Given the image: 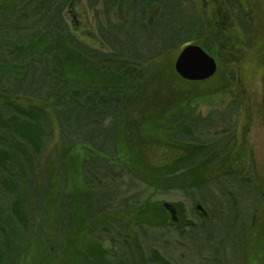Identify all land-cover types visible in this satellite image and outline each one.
<instances>
[{
  "label": "trees",
  "instance_id": "trees-1",
  "mask_svg": "<svg viewBox=\"0 0 264 264\" xmlns=\"http://www.w3.org/2000/svg\"><path fill=\"white\" fill-rule=\"evenodd\" d=\"M77 1L0 0V200H5L0 201V210L4 213L0 215V244L4 247H13L14 241L1 240L5 238L6 228L3 216H12L18 222L16 228L23 231L21 219L28 217L24 207L33 199L40 200L42 206L38 212L43 216L45 190L51 182L45 172L49 159L56 166L52 179L64 185L69 183L67 168L73 166L71 153L78 148L84 150L76 162L78 165L73 166L75 185L83 186L76 187V195L96 203L95 215L112 210L115 189L122 182L117 179L119 170L141 181L143 172L150 171L147 166L163 165L165 170L185 164L180 168L188 169L191 164L202 163V160L188 162L191 158L187 157V150L173 145L170 138L177 124L185 123L191 116L188 110L191 104L208 90L206 81L187 82L178 77L169 60L180 41L179 36L183 37V33L193 28L190 22L180 32L176 18L181 8L179 1L87 0L91 8L101 5L105 21L104 24L97 21V31L110 50L107 54L80 43L73 34L74 29L68 26L65 13H71ZM113 12L122 24H111ZM174 23L179 25L178 29H174ZM195 26L198 25L195 23ZM200 30L196 28L198 33ZM187 39H181L183 46L191 43ZM83 70H94L91 82L79 80L76 73ZM100 72L113 78L111 86L98 81ZM172 119H177L176 124L168 123ZM18 120L40 126L39 146L32 147L24 137L28 129L24 125L14 128ZM4 131L15 136L20 134L32 153L34 170L26 162L27 169L20 176L21 186L14 170L16 162L7 157ZM60 145L65 146V153L49 154ZM204 156L200 150L194 158ZM219 177L222 182L216 177L213 181L200 182L197 194L204 195L201 199L207 196L202 193L207 186L223 183V175ZM221 187L228 191L227 186ZM58 194L67 198L61 190ZM205 204L220 215L226 210L213 200ZM222 204L230 211L234 206L229 201ZM67 206H70L68 202ZM211 214L210 222L220 225V215ZM228 220L234 224L233 216ZM55 224L60 226L58 221ZM191 224L181 225L188 230L198 229L199 226ZM260 243L264 245V239ZM133 244L136 249V242Z\"/></svg>",
  "mask_w": 264,
  "mask_h": 264
},
{
  "label": "rangeland",
  "instance_id": "rangeland-1",
  "mask_svg": "<svg viewBox=\"0 0 264 264\" xmlns=\"http://www.w3.org/2000/svg\"><path fill=\"white\" fill-rule=\"evenodd\" d=\"M178 1L181 8L176 18L181 26L180 32L182 28L186 29L190 22L193 24V28L183 33V37L179 36L180 41L177 42L176 48L169 55V60L173 65L183 46L181 39L185 37H188L187 42L190 40V44L201 46L209 55H211L210 51L213 52L208 40L210 34L205 31L200 2ZM250 1V9H254L253 0ZM259 5L262 6V4ZM258 12L259 9H256L250 18L254 17L255 19L256 14L258 17ZM229 13L233 19L236 18L237 23L242 22L241 27L237 26L238 34L235 32V35H244L247 43L254 45L253 36L252 39L248 36L252 30L247 26L249 25V16H243L239 8L234 6L230 7ZM65 19L68 26L74 29L73 34L80 43L90 49L99 50L103 54L110 52L97 31V21L99 20L102 24L105 21L100 4L91 8L87 0H79L75 3L71 13H65ZM110 22L112 25L123 23L119 22L115 12L111 14ZM195 23L198 26H195ZM173 27L178 29L179 25L174 23ZM196 28L201 29L199 33ZM263 35L264 24H261L259 25V38L263 39ZM227 47L224 57L217 59L219 77L216 80L218 82L213 81L215 78L206 82H211L210 87H205L208 89L207 92H204L196 102L191 104L188 109L191 116L185 123L177 124L170 136L173 145L187 150L188 158H194V155L203 150L204 158L197 157L188 161L199 162L202 160V163L196 166L191 164L189 166L191 168L188 169L180 168L185 164L165 170L162 169L163 165L153 168L147 166L150 171L143 172L141 181L131 174H122L119 170L117 179L122 182L115 189L116 200L112 210L104 215H95L93 210L96 203L76 195L78 190L76 187L82 189L83 186L75 185L77 178L73 166L78 165L76 162L84 155V150L78 148L71 153L69 158H72L73 166L67 168L69 183H64L65 186L61 184V181L52 179V171H55L56 166L51 165L52 160L49 159L50 164L45 172L52 187L49 185L45 190L44 214L43 216L39 214L42 206L40 200L33 199L29 200L28 207L27 205L24 207L28 217L24 216L21 219V224L24 226L23 231L16 228L18 222L12 219V216L2 217L5 219L3 223L6 228L3 231L5 238L1 240L10 243L11 238L14 245L13 247H4V244H0V264H4V259L6 264H125V261L126 264L128 261L131 264V259L132 264H225L227 260H235L236 254L240 253L241 245H243L241 222L251 212L253 204L242 200L237 209L235 208L237 203H235V207L233 206L230 211L215 197L228 196L226 193H232L238 197V190L242 196H244L243 193L255 195V189L252 187L237 188V182L235 184L233 181L235 178L247 182L252 177L255 181L254 184L264 191V187L260 186L264 183V63L256 60L250 61L251 72L247 75L239 62L241 53H234L236 50L234 51L230 44H227ZM248 56L246 55L245 58ZM248 60L246 59V62ZM93 73L94 70H83L78 71L76 75L82 83H85V81H92ZM99 80H103L107 83L106 85L111 86L113 78L100 72ZM129 94L127 93V95ZM104 96H106L105 93ZM172 120H168V123L176 124L177 119ZM15 123L17 124L14 128L20 125L28 128L23 134L30 141L32 147L39 146L41 137L39 125H27L21 120ZM237 126L238 135L235 140L237 149L240 151L239 154H244L246 161L232 166L231 160L236 157V154H231L229 149L231 146L228 148L226 145L230 143L228 140ZM226 131L230 132L227 134ZM6 132L2 133V137L6 143L7 151H9L7 157L16 162L14 170L15 173H18V181L21 186L20 176L27 169L26 162L29 163L31 171L34 170L32 153L20 134L15 136ZM121 145L120 148H123L124 146ZM64 148L65 146L60 145L57 149H53L55 152L51 151L49 154L65 153ZM249 151L250 154H246ZM229 171L235 175L229 176L221 184L215 183L207 186L204 189L205 192L202 191L207 196L201 199L200 196L204 195L197 194L200 182L209 179L213 181L215 177L222 182L219 176L227 174ZM232 181L233 184L230 186ZM221 186H227L229 192L227 189H221ZM250 186L252 185L250 184ZM20 190L23 193L24 186ZM59 190L64 192L67 198L59 196ZM209 197L221 209H226L223 213L221 212V215L218 212L215 213L211 205L205 204L210 202ZM4 201L1 202L4 203ZM58 201L61 202V205L58 204ZM67 202L70 206H67ZM162 203L175 205L187 223L199 226L198 229L188 230L187 226L171 221L169 213L162 208ZM197 205L207 212L206 217L195 212ZM80 208H86V210L83 211ZM2 210H0L1 216L4 214ZM235 211L241 213L238 225L231 224L232 222L228 220ZM211 213L220 215V225L210 222L213 220ZM239 215L237 214L235 219ZM57 221L60 226H56L55 222ZM207 222L210 224L205 225ZM202 225L205 227L202 228ZM24 231H27L25 236L23 235ZM221 234H223L222 241ZM209 235L213 237V240L207 244ZM112 239L119 244L114 250L115 257L113 258L107 255L108 242H111ZM134 242L138 246L136 249V246L132 245ZM124 243L131 244L130 260L128 254L123 257L125 250L122 244ZM220 243L222 245L218 246ZM5 248L8 250L6 251ZM214 253L216 255H213ZM241 253L244 255L243 250Z\"/></svg>",
  "mask_w": 264,
  "mask_h": 264
},
{
  "label": "flooded vegetation",
  "instance_id": "flooded-vegetation-1",
  "mask_svg": "<svg viewBox=\"0 0 264 264\" xmlns=\"http://www.w3.org/2000/svg\"><path fill=\"white\" fill-rule=\"evenodd\" d=\"M193 3L200 2L201 9H202V14H203V19H204V25H205V31H207L208 35V40L210 41V46L212 47V51H210V54L216 61L217 65V59L220 57H224V51L228 48L227 44H230L232 49L236 52L234 53H241L239 56V62L242 67L245 69V73L247 75L250 74L251 69H250V61L256 60L257 62H262L264 63V38L260 39L259 38V25L264 24V1L263 0H253V8L250 9L251 1L250 0H191ZM259 4H262L259 5ZM238 7L239 11L242 13L243 16L248 17L249 16V21L247 25L250 27L252 30L249 32L250 35H248L251 39L253 36L254 40V45H250L247 43L245 36L241 35H235L237 33L236 29L237 26L242 25V22L237 23L236 18L233 19L232 16L230 15V7ZM256 9H259V16L257 17V14L253 18H250V16H253V12H256ZM245 24V22H244ZM236 27V28H235ZM247 27V28H248ZM250 31V30H248ZM247 31V32H248ZM236 32V33H235ZM241 33V31H240ZM238 34V33H237ZM234 36H236V39H234ZM238 36V37H237ZM264 36V35H263ZM217 45V46H216ZM230 50V51H233ZM239 51V52H238ZM241 51V52H240ZM234 54L233 52H231ZM210 55V56H211ZM246 55H249L248 58H245ZM244 56V57H243ZM227 59V58H226ZM238 59V58H237ZM246 59L248 62H246ZM228 60V59H227ZM238 61V60H237ZM218 66V65H217ZM209 78L207 81L212 80L215 78L219 77V74L217 72ZM264 70V69H263ZM249 72V73H248ZM210 83L208 82L205 84V87H210ZM237 103V102H234ZM264 103V101H263ZM264 121V118H263ZM236 129L233 132V135L230 136V139L226 146L229 148L231 146L230 152L231 154H236V157L231 160V165L236 166L237 163H241L243 161H246V158L244 157V154H239L240 151L237 149L236 145V136L238 135V126L235 127ZM230 131H226L228 134ZM239 154V155H238ZM246 154H250V151ZM232 172V171H229ZM247 176V175H246ZM224 180L229 178L228 174L223 175ZM237 182V188L243 189L246 187H252L255 189L254 194L255 195H247L245 193L244 196H242L238 190V197L236 196H220V197H215L216 200L219 201V203H226L229 201L230 203H237V206L235 207L236 209L239 207V203L244 200L246 203H252L253 206L251 207V212L248 213L247 217L241 222V238L243 239V245H241V251H244V255L241 253L236 254V259L235 260H227L225 261V264H264V245H262L261 240L264 239V209L261 211L262 208H264V191L260 190L258 186H256L254 183L255 181L252 179V177L249 179V181L245 182L242 180H239L238 178L234 179ZM250 184L252 186H250ZM264 183L260 184L261 187H264ZM260 193V195H259ZM214 199V200H215ZM208 200L212 201V198L209 197ZM164 203L161 204L162 208L167 211L171 217V221L174 223L181 225V224H187V221L184 219V216L178 208L175 205H171V208L175 210V216L172 217L170 212L164 208L163 206ZM199 205L195 207V212L199 213L202 215V217L207 216V212L204 211V209L201 208L197 209ZM253 209V210H252ZM239 215L238 211H235L233 218L235 219L236 215ZM241 218L237 216L236 219L234 220V224L238 225V221ZM210 222H207L205 225H209ZM193 225V223L191 224ZM223 235V234H221ZM209 240V243H211V237L210 235L207 237ZM223 236L221 237V241ZM114 239L111 240V242H108V251L107 255L111 256L112 258L115 257L114 255V250L115 246L119 244H115L113 241ZM222 243H220L221 246ZM99 246V245H98ZM110 246V247H109ZM208 246V245H207ZM100 247V246H99ZM124 254L123 257H125L128 254L129 260H130V245L124 243ZM213 255H216L215 253ZM128 260V259H127ZM126 264V261H125ZM128 264H130V261H128Z\"/></svg>",
  "mask_w": 264,
  "mask_h": 264
},
{
  "label": "water",
  "instance_id": "water-1",
  "mask_svg": "<svg viewBox=\"0 0 264 264\" xmlns=\"http://www.w3.org/2000/svg\"><path fill=\"white\" fill-rule=\"evenodd\" d=\"M264 1V0H263ZM216 62L202 47L196 44H188L178 52L173 69L174 72L184 81L201 82L211 78L216 72ZM172 217L175 210L170 204L164 203ZM197 209L201 208L198 206Z\"/></svg>",
  "mask_w": 264,
  "mask_h": 264
}]
</instances>
